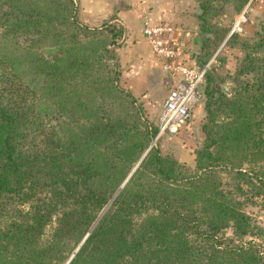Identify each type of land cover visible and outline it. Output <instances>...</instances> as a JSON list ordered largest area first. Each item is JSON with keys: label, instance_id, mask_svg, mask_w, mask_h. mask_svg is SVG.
I'll list each match as a JSON object with an SVG mask.
<instances>
[{"label": "trees", "instance_id": "obj_1", "mask_svg": "<svg viewBox=\"0 0 264 264\" xmlns=\"http://www.w3.org/2000/svg\"><path fill=\"white\" fill-rule=\"evenodd\" d=\"M72 3L0 0V264H264L242 197L264 187V36L229 95L205 69L189 172L150 147L104 34Z\"/></svg>", "mask_w": 264, "mask_h": 264}, {"label": "rangeland", "instance_id": "obj_2", "mask_svg": "<svg viewBox=\"0 0 264 264\" xmlns=\"http://www.w3.org/2000/svg\"><path fill=\"white\" fill-rule=\"evenodd\" d=\"M101 1L72 0L74 17L78 23L88 28L100 29L102 31L106 38L105 41L108 50L106 55L107 63L118 70L117 81L120 84L117 49L119 46L118 40L124 33V29L120 23L114 20V17H116L115 8H111L108 12L98 9L97 4ZM187 1L193 2L195 6L193 15L197 20L194 35L196 38V46L193 51L187 52L188 57L199 68L207 65L205 67L207 70L206 75L210 81H215V83L220 84L228 83L231 89L235 86L234 79L237 76L236 72L239 68V62L244 56L245 45L256 42L259 36H264V25L258 22L249 23L250 25H247L248 28L244 27L241 33L227 36L233 18L248 0H206L209 3L210 11H208L209 15L205 18L204 27H201V21L199 20V14L201 12L199 1ZM179 2L180 0H175L176 6H179ZM254 3H251L250 7ZM117 30H120L119 35L111 34L113 31L116 33ZM256 55H264V45L258 47ZM249 76L245 75L244 77L249 78ZM238 78H240V74ZM206 83V80H202L200 84L203 93ZM135 100L140 105L142 112L143 123L140 126L146 128L151 133L150 147L156 148L161 155L173 158L187 171H195V151L202 147L205 137L202 130V125L206 122V111L204 107L206 101L205 93L201 100L195 104L185 125L172 134H158L157 116L161 110L159 104L154 105L153 112L156 109L157 112L153 114V112L148 111L142 100L139 98ZM157 102L161 103L159 96L157 97ZM214 118L215 121L221 119L218 111ZM245 167H247V170H250L249 166ZM251 178L255 180L254 177L251 176ZM242 197L248 200L244 206L245 211L261 228L257 240L264 243V187L260 188L259 194L251 195L247 192Z\"/></svg>", "mask_w": 264, "mask_h": 264}, {"label": "crops", "instance_id": "obj_3", "mask_svg": "<svg viewBox=\"0 0 264 264\" xmlns=\"http://www.w3.org/2000/svg\"><path fill=\"white\" fill-rule=\"evenodd\" d=\"M97 5L104 12L115 8L114 20L124 29L117 49L120 85L142 100L149 112H153L155 104H159L161 109L166 92L165 76L150 53L142 29L146 23L170 20L175 26L174 40L179 41L186 53L193 51L197 27L193 2L180 0L179 6H176L175 0H102ZM247 16L248 23L244 27L248 28L253 22L264 25V3L251 5ZM158 96L161 103L157 102ZM155 112L157 109L153 114Z\"/></svg>", "mask_w": 264, "mask_h": 264}, {"label": "built area", "instance_id": "obj_4", "mask_svg": "<svg viewBox=\"0 0 264 264\" xmlns=\"http://www.w3.org/2000/svg\"><path fill=\"white\" fill-rule=\"evenodd\" d=\"M254 2L264 3V0H248L233 18L227 36L243 31L250 4ZM174 32L175 26L166 19L146 23L142 29L150 53L165 76L166 92L157 119L158 134H172L184 126L203 96L200 84L207 65L199 68L192 63L183 46L174 40Z\"/></svg>", "mask_w": 264, "mask_h": 264}, {"label": "water", "instance_id": "obj_5", "mask_svg": "<svg viewBox=\"0 0 264 264\" xmlns=\"http://www.w3.org/2000/svg\"><path fill=\"white\" fill-rule=\"evenodd\" d=\"M214 87H215V89H217V90H219V91H221V92H223V93H225V94H230V92H231V89H230V87H229V84L228 83H222V84H220V83H214ZM145 154V153H144ZM144 154L141 156V158L144 156ZM141 158H140V160H141ZM139 160V161H140ZM137 165V164H136ZM135 165V166H136ZM132 171H133V169H132ZM131 171V172H132ZM129 176V175H128ZM128 178V177H127ZM126 178V179H127ZM126 179L124 180V182L126 181ZM124 182L119 186V188L116 190V192L114 193V195L119 191V189L121 188V186L124 184ZM113 195V196H114ZM113 196H112V198H113ZM111 198V199H112ZM110 202V201H109ZM109 202L106 204V206L102 209V211L100 212V214L98 215V217L96 218V220L93 222V224L91 225V227L89 228V231L92 229V227L94 226V224L96 223V221L98 220V218L100 217V215L104 212V210L106 209V207L108 206V204H109Z\"/></svg>", "mask_w": 264, "mask_h": 264}]
</instances>
